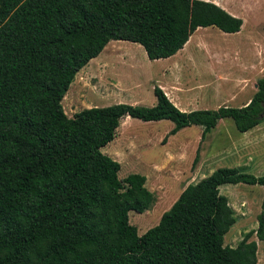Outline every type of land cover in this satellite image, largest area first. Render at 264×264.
<instances>
[{"label": "trees", "instance_id": "trees-1", "mask_svg": "<svg viewBox=\"0 0 264 264\" xmlns=\"http://www.w3.org/2000/svg\"><path fill=\"white\" fill-rule=\"evenodd\" d=\"M242 19L209 0H0V264H256L257 227L235 247L236 221L223 184L261 185L238 167H219L184 187L156 225L139 234L129 211L151 208L146 177L120 179L101 151L125 117L202 127L220 119L245 132L264 120V77L243 106L182 111L159 86L152 106L115 103L68 117L61 101L77 72L111 40L140 44L149 59L179 51L199 27L238 32ZM163 139V140H164ZM199 157L196 149L193 165Z\"/></svg>", "mask_w": 264, "mask_h": 264}, {"label": "rangeland", "instance_id": "rangeland-1", "mask_svg": "<svg viewBox=\"0 0 264 264\" xmlns=\"http://www.w3.org/2000/svg\"><path fill=\"white\" fill-rule=\"evenodd\" d=\"M222 1L228 3L237 0ZM244 2L248 9L244 18L251 25L261 19L263 30H254L264 34V0H244L239 2L241 7ZM244 33L245 30L236 35L224 33L214 26L200 27L193 32L191 42L182 53L186 54L189 60L183 78L189 85H193L188 88L195 89L192 93L194 96L204 99L205 104H211L208 105L211 107L205 108L213 109L217 102L220 105L235 106L238 101H231L234 90L239 93L238 99L241 101L252 94L259 76L253 67L243 66L253 60L255 54L252 50L254 47L245 40ZM114 49L120 50L118 54L126 52L137 60L142 58L144 52L138 43L125 40L109 41L98 56L77 72L65 93L61 104L68 117L92 106L115 103L148 106L145 105L149 104L148 95H153L151 81L144 76L140 78L143 96L135 99L138 104H133L132 98L139 95V90H133L130 82L139 77L138 71L124 65L119 66L118 73L109 72L106 68L108 64L101 68L104 57L109 56L110 50ZM232 59L241 62H234ZM224 121L223 125L230 124L231 130L236 132L232 119L227 118ZM168 125L172 126L173 123L170 120L146 122L128 117L125 122L122 120L120 125L125 134L101 149L114 160L119 159L117 161L120 163V179L129 173L142 174L146 177L145 186L155 196L150 209L142 213L133 210L128 213L129 222L137 228L139 234L158 223L161 214L171 206L186 185L209 175L217 165L228 166L226 160L215 162L212 159L211 133L199 143L201 126L185 127L173 139L170 136L164 139ZM225 128L227 129L226 126ZM124 139L129 144L124 143ZM198 145L199 157L193 165ZM220 192L227 196L236 216V221L224 235V244L235 247L247 232L254 231L257 227V214L260 212L264 188L258 184H223L220 186ZM248 240L257 242L256 264H264V240L257 239L255 234Z\"/></svg>", "mask_w": 264, "mask_h": 264}, {"label": "crops", "instance_id": "crops-1", "mask_svg": "<svg viewBox=\"0 0 264 264\" xmlns=\"http://www.w3.org/2000/svg\"><path fill=\"white\" fill-rule=\"evenodd\" d=\"M242 1L244 0H237L234 2L230 1L228 3L222 0H215L213 2L224 8L233 16L242 19L243 22L241 28L235 33L236 35H240L245 30V40L251 43V45L254 47L252 50L255 53L254 59L250 62L244 63L243 66H246L247 68L253 67V70L257 71L259 78H261L264 77V34L262 31H260V33L256 32L254 28L263 30V21L258 19L259 21L254 25L248 23L244 18L245 12H247L248 9L245 5V2L243 7L240 6L239 2ZM256 36H259V38H256ZM192 37V35L189 37V41L185 43L183 48L177 51L174 55L167 58L151 60L147 57L144 51L142 58L137 60L136 57H130L126 52L118 54L117 52L120 50L114 49L110 50L111 54L109 56L104 57L100 66L103 68L104 64H108L106 67L107 70L109 72L112 71L113 73H118L120 68L119 66L123 65L138 71L139 77L130 82L131 88L133 90H139V95L132 98L133 101L131 102L133 104H138L137 100L135 99L139 98L141 95L143 96L140 78L144 76L146 79L151 81V83H153L152 89L154 86H159L166 94L167 98L180 110L190 111L194 109H209L205 107H211L208 106L211 104H205L206 101L204 99H199V97L194 96L192 93L195 91V89L192 90L191 87L188 88V86L193 85H189V83L185 82L186 80L183 78V72L187 68L189 60L186 57V54L182 55V53L191 42ZM232 60L234 62H241L238 59ZM255 90L256 87L252 89V94H249V96H247L242 101L238 99L239 93H236V90H234L231 95L233 100L231 99V101H238L237 104H235L237 107L243 106L250 100ZM148 98L149 104L145 105L152 106L156 103V97L154 93L153 95L149 94ZM217 101H219V99H217ZM219 106L221 105L219 102H217L214 107L218 108ZM127 118L128 116L122 120L125 122ZM224 122V119H220L215 128L210 132L212 140V159L215 160V162L226 160L228 165L227 167H238L243 171H250L256 176L264 175V120L245 132H239L237 130L235 132L231 130L230 124L225 123L223 125ZM120 125L117 128L116 136L112 141L120 139L121 136L125 134V132H123V128ZM172 127L173 125H168L165 129V133L167 134ZM180 131L181 129L175 134L170 135V137L173 139L179 134ZM199 136L197 137L196 141L198 140ZM172 139H170V141H172ZM123 141L126 143V139ZM216 167L218 168L219 166L217 165Z\"/></svg>", "mask_w": 264, "mask_h": 264}]
</instances>
